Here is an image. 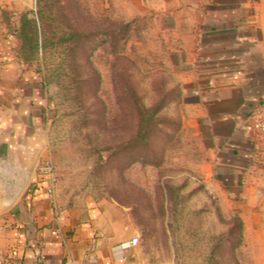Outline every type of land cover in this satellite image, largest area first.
I'll return each instance as SVG.
<instances>
[{
  "label": "rangeland",
  "instance_id": "1",
  "mask_svg": "<svg viewBox=\"0 0 264 264\" xmlns=\"http://www.w3.org/2000/svg\"><path fill=\"white\" fill-rule=\"evenodd\" d=\"M30 4L4 10L17 26L32 11L47 47L27 61L0 19V96L44 120L60 193L119 207L143 264H264V237H246L198 172L181 83L151 21H122L105 0ZM156 107L147 146L135 143L140 109Z\"/></svg>",
  "mask_w": 264,
  "mask_h": 264
},
{
  "label": "crops",
  "instance_id": "2",
  "mask_svg": "<svg viewBox=\"0 0 264 264\" xmlns=\"http://www.w3.org/2000/svg\"><path fill=\"white\" fill-rule=\"evenodd\" d=\"M105 1L122 21L157 29L181 83L199 174L246 237H264V141L253 142L246 122L264 98V0ZM30 6L0 0L6 10ZM0 107V264H143L140 246H125L138 231L119 207L48 193L44 120L14 96H0Z\"/></svg>",
  "mask_w": 264,
  "mask_h": 264
},
{
  "label": "trees",
  "instance_id": "3",
  "mask_svg": "<svg viewBox=\"0 0 264 264\" xmlns=\"http://www.w3.org/2000/svg\"><path fill=\"white\" fill-rule=\"evenodd\" d=\"M0 19L5 26L11 32V36L16 40L15 51L21 53V56L27 61L38 53L40 49L47 47L46 43L42 41L40 44L39 31L37 28V22L35 14L32 11H25L20 14V24L17 26L13 19V15L0 8ZM129 28V24L124 27V31ZM159 111V107L154 108L152 111L146 109H140L139 122H138V134L136 140L137 144L147 146L146 140L152 131L154 125V119ZM133 143V142H132ZM129 143L128 145H131Z\"/></svg>",
  "mask_w": 264,
  "mask_h": 264
},
{
  "label": "built area",
  "instance_id": "4",
  "mask_svg": "<svg viewBox=\"0 0 264 264\" xmlns=\"http://www.w3.org/2000/svg\"><path fill=\"white\" fill-rule=\"evenodd\" d=\"M246 122L251 124L252 137L255 144H260L264 141V98L253 107ZM40 173L46 179L48 183V193L53 195L58 185V177L56 169L52 162H47L40 167ZM140 244L138 237L132 238V240L125 246L127 248L137 247Z\"/></svg>",
  "mask_w": 264,
  "mask_h": 264
}]
</instances>
